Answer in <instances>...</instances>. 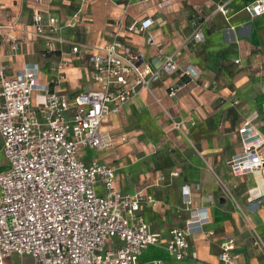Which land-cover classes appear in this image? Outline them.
Segmentation results:
<instances>
[{
  "label": "crops",
  "instance_id": "crops-1",
  "mask_svg": "<svg viewBox=\"0 0 264 264\" xmlns=\"http://www.w3.org/2000/svg\"><path fill=\"white\" fill-rule=\"evenodd\" d=\"M255 1L0 0V26L27 24L36 11L45 20L55 15L62 22L81 8L79 26L61 32L74 43H111L120 24V39L144 64L159 68L166 55L175 54L179 71L162 74L152 82L151 93L140 92L103 122L104 130L128 140L109 150L83 152L86 162L96 159L115 167L122 192L144 190L157 201L156 206L143 204L140 214L160 241L144 250L137 264H220L225 240L235 242L236 264H264L262 252L252 245L253 229L264 238V165L236 175L229 164L243 157L244 142L264 143V15L250 19L244 10ZM222 5L226 15L217 9ZM148 19L153 24L145 31H128L134 21ZM21 33L18 27L12 35ZM196 33L202 40L195 41ZM12 45L0 37V66L10 75L36 63L41 81L47 82L64 57L71 66L60 91L73 96L96 87L90 63L71 55L69 45L56 58L43 54L40 39L21 42L17 50ZM245 124L248 130L240 134ZM259 153L264 158V146ZM9 166L0 137V173ZM201 209L206 224L189 237L199 260L178 261L166 249L171 232L196 220L194 212ZM11 258L33 264L29 256Z\"/></svg>",
  "mask_w": 264,
  "mask_h": 264
},
{
  "label": "built area",
  "instance_id": "built-area-1",
  "mask_svg": "<svg viewBox=\"0 0 264 264\" xmlns=\"http://www.w3.org/2000/svg\"><path fill=\"white\" fill-rule=\"evenodd\" d=\"M217 9L228 13L223 5ZM244 10L250 19L261 17L264 0ZM81 17V8L62 22L55 15L45 20L36 11L27 24L14 21L0 26V37L11 42L13 50L21 42L40 39L43 54L56 58L69 45L71 55L90 63V78L96 85L73 96L60 91L71 66L64 57L55 62V74L47 82L41 81L36 63L13 75L0 66V137L10 165L0 173V264H7L14 255L29 256L33 264H137L144 250L160 241L140 214L143 204L156 206V199L144 190L122 192L115 167L96 159L86 162L83 152H101L126 142V136L115 137L104 130L103 122L118 115L140 92L151 93L153 81L162 74H175L180 65L175 54L166 55L159 68L144 64L142 56L120 39V24L111 43H74L61 32L77 28ZM152 24L150 19L134 21L127 29L143 32ZM18 27L19 38L12 35ZM193 37L202 40L200 33ZM183 74L190 73L184 69ZM247 130L245 124L239 133ZM263 146V142H244L243 157L229 161L232 172L243 175L261 170ZM194 214L197 219L172 230L167 243L169 256L178 261L199 260L189 237L207 220L202 218L205 209ZM252 245L264 256V238L255 229ZM235 249L233 240L223 241L220 264H236Z\"/></svg>",
  "mask_w": 264,
  "mask_h": 264
},
{
  "label": "rangeland",
  "instance_id": "rangeland-1",
  "mask_svg": "<svg viewBox=\"0 0 264 264\" xmlns=\"http://www.w3.org/2000/svg\"><path fill=\"white\" fill-rule=\"evenodd\" d=\"M8 261H9L11 264H14L15 262H16L17 264L19 263L18 260L15 259V258H10Z\"/></svg>",
  "mask_w": 264,
  "mask_h": 264
}]
</instances>
